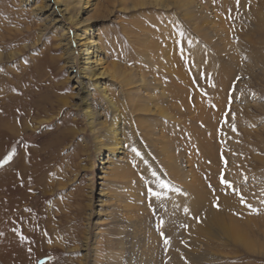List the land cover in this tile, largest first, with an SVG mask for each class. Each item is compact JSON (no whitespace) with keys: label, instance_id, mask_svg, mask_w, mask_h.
I'll list each match as a JSON object with an SVG mask.
<instances>
[{"label":"rangeland","instance_id":"obj_1","mask_svg":"<svg viewBox=\"0 0 264 264\" xmlns=\"http://www.w3.org/2000/svg\"><path fill=\"white\" fill-rule=\"evenodd\" d=\"M172 2H91L107 63L132 78L108 81L109 94L123 103L131 90L133 105L151 111H124L134 147L116 168L76 87L82 47L67 43L78 30L54 25L46 0H0V264H169L172 254L264 264V247L241 250L208 223L177 241L163 224L174 195L196 194L224 217L251 218L264 243L252 220L264 219V0ZM90 103L105 123L103 96ZM201 222V213L191 221Z\"/></svg>","mask_w":264,"mask_h":264},{"label":"bare ground","instance_id":"obj_2","mask_svg":"<svg viewBox=\"0 0 264 264\" xmlns=\"http://www.w3.org/2000/svg\"><path fill=\"white\" fill-rule=\"evenodd\" d=\"M46 1L47 4H45L44 10L47 13V17L48 16L52 17L51 21H53L54 25H61L62 23L69 22L71 25H73L76 28V30H78L77 33L74 35V37H72V39L68 41L67 45H71V42H74L82 47L81 57L79 60L80 65L74 77L76 87L79 90L78 92L81 93V98L79 97L82 103L81 105L84 104L85 117L88 119L89 124L91 125L93 131L97 134V139H100L97 143V147L101 150L111 152V156L113 159L110 162L109 161L106 162V164L110 163L113 165V167L118 168L119 166H121V164L126 162L127 150H129L130 147H134L133 139H132L133 136H131L130 133H127L125 131L126 130L125 126L127 125V118L124 115V111L132 110L131 112L129 111L130 113H133V111L135 110H137L138 112L139 111L151 112V111L149 109H146L145 107L142 106L138 107L137 105L135 106V104L133 105V100L130 97V93L131 94L133 93L131 90L127 91V97H125L126 102L123 103L119 102L118 100L116 101L114 98H112L113 95L109 94V91L107 89L108 81L118 80L121 81L122 83L128 82V85H132V78L129 76L126 77V72H124L120 66L107 63L106 60L107 54L105 51V47H102L97 42L98 36L95 34L94 23L96 22L97 17L95 18L94 11L89 10L90 7L93 5L91 4L92 0H46ZM172 1L174 5L179 3L178 6H181V4L182 5L191 4V2L190 3L188 2V0H172ZM157 2L158 1H156V3ZM189 14L190 12L187 10L186 15ZM189 20H193V17H189ZM260 27L262 28H261V32L259 31V33H261L262 41L264 42V22L262 24L260 23ZM141 84H142V90L146 92L148 90L147 89L148 81L143 76L141 77ZM95 93H100L103 96L104 101L106 102V106L104 110L107 112L108 117L106 118L105 123L100 122V120L98 119V115L95 114L94 111L91 109L90 98H93ZM169 93L171 92L169 91ZM154 97L155 96L150 95V101L153 100L155 101L156 98ZM145 101H147V99L143 97V102ZM155 108H156L155 110H157L159 114L161 113L165 115L167 112L166 109H163L158 105H156ZM103 129L105 130V133L107 135L105 136V139H101L104 136L103 134L99 133ZM162 149L165 151L167 156L166 158H168L169 160L167 161L170 168L169 171L171 172L172 176L176 180H178L179 174L173 165L175 163V159L173 158V155L169 153L167 146H163ZM105 155L106 154H104L103 151L99 153L100 158ZM127 176H131V175L127 174L125 177ZM230 201L232 200L231 199L226 200L227 203ZM167 205H168V211L166 213L167 220L166 221L163 220V224L165 222L164 228L169 229L168 233L170 234V237L172 236L174 241L178 240L177 235L181 237L185 236L191 239H196L197 236L196 234L198 232L208 231V229L205 227V225L208 223L209 227L213 226L215 229L217 228L221 232H223V234L227 238H229L230 242L235 244V246L241 248V250H246L249 253L252 252L256 254L259 250H262V248L264 247V243L257 240L256 237L253 235L254 233L252 234L253 230L249 229L248 227V223H249L248 221H250L251 218L250 220L247 218L246 222H244V221H240L232 214L229 216L227 215L228 218L224 217L222 214L218 213L210 206L205 205L203 199L200 196H197L196 194H194V196H187L186 193L184 195L178 193L174 195V198L170 199L167 202ZM164 212L166 211L164 210ZM200 213L204 216V218H206V222L192 224L191 221H194L195 219L199 218ZM252 220H258L256 224H259L261 231L264 232V219L263 220L262 218L253 219L252 217ZM147 237L151 238V235ZM152 237L153 238L151 239H153V241L156 242L157 237L154 236V234L152 235ZM146 242L148 243V241ZM128 251L129 250H126V252ZM238 254L239 252H236L234 255H238ZM171 256L173 257V259L171 257L169 258V262H168L169 264H191L187 259L177 258L176 254H172ZM129 260L131 261V257L128 258V261ZM198 263L199 262H192V264H198Z\"/></svg>","mask_w":264,"mask_h":264},{"label":"snow or ice","instance_id":"obj_3","mask_svg":"<svg viewBox=\"0 0 264 264\" xmlns=\"http://www.w3.org/2000/svg\"><path fill=\"white\" fill-rule=\"evenodd\" d=\"M10 159H11V157H8V159H6V160L4 161V163H7L8 160H10Z\"/></svg>","mask_w":264,"mask_h":264}]
</instances>
